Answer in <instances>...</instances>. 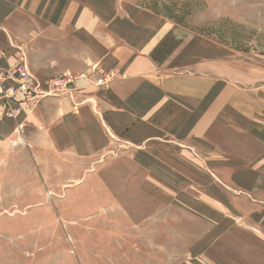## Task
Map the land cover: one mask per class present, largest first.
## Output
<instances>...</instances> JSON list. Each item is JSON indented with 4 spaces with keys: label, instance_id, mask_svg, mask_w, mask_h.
<instances>
[{
    "label": "crops",
    "instance_id": "0c3cea01",
    "mask_svg": "<svg viewBox=\"0 0 264 264\" xmlns=\"http://www.w3.org/2000/svg\"><path fill=\"white\" fill-rule=\"evenodd\" d=\"M162 21L116 0H0V67L24 57L43 86L74 78L3 118L0 143L21 137L47 184L108 156L98 176L149 208L166 263L185 236L184 264H264V72L229 68Z\"/></svg>",
    "mask_w": 264,
    "mask_h": 264
},
{
    "label": "rangeland",
    "instance_id": "374dc122",
    "mask_svg": "<svg viewBox=\"0 0 264 264\" xmlns=\"http://www.w3.org/2000/svg\"><path fill=\"white\" fill-rule=\"evenodd\" d=\"M116 1L173 25V37L200 41L201 53L221 55L229 68L249 72L250 78L264 72V0ZM109 75L96 85L109 82L115 73ZM57 77L41 85L45 96L39 100L69 91L73 76H64L67 82L50 91ZM18 140L0 143V264H184L181 254L194 237L174 241L180 252L174 263L162 260L166 257L155 249L167 246L166 240L158 237L160 227L151 223L149 208L136 209L135 192L120 190L117 175L107 185L98 176L108 156L80 178L52 175L47 184L29 147H20ZM176 218L181 221L182 216L176 213ZM177 229L188 230L182 222H176Z\"/></svg>",
    "mask_w": 264,
    "mask_h": 264
},
{
    "label": "built area",
    "instance_id": "2783aa9c",
    "mask_svg": "<svg viewBox=\"0 0 264 264\" xmlns=\"http://www.w3.org/2000/svg\"><path fill=\"white\" fill-rule=\"evenodd\" d=\"M0 56H2L1 50ZM20 62L22 64L15 68L6 70L0 67V121L5 117L17 119L23 109H30L31 104L38 101L40 95L44 94L40 83L30 81V77L33 78V76L27 70L23 57ZM67 80L64 77H57L52 80L50 91L53 90L52 85L66 83ZM42 96H45V94ZM18 99L21 100L20 103ZM19 130H21V126H19ZM17 145H24V140L21 137H19Z\"/></svg>",
    "mask_w": 264,
    "mask_h": 264
}]
</instances>
